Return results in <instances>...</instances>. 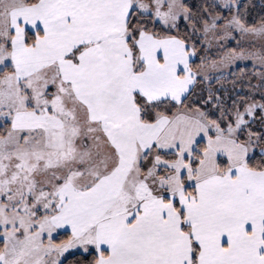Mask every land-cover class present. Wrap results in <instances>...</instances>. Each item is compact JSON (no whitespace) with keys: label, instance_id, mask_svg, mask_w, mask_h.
Returning <instances> with one entry per match:
<instances>
[{"label":"snow or ice","instance_id":"6c2138e0","mask_svg":"<svg viewBox=\"0 0 264 264\" xmlns=\"http://www.w3.org/2000/svg\"><path fill=\"white\" fill-rule=\"evenodd\" d=\"M0 264H264V0H0Z\"/></svg>","mask_w":264,"mask_h":264}]
</instances>
